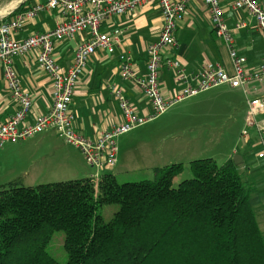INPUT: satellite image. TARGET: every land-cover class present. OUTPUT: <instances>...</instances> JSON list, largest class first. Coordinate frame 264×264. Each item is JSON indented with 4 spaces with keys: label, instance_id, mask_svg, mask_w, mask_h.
Instances as JSON below:
<instances>
[{
    "label": "trees",
    "instance_id": "obj_1",
    "mask_svg": "<svg viewBox=\"0 0 264 264\" xmlns=\"http://www.w3.org/2000/svg\"><path fill=\"white\" fill-rule=\"evenodd\" d=\"M189 165L192 178L176 188L182 164L155 169L154 181L119 184L106 173L96 187L88 178L2 185L0 264H62L45 249L54 230L64 232V264H264L255 189L233 159ZM113 203L119 209L104 222L97 208Z\"/></svg>",
    "mask_w": 264,
    "mask_h": 264
},
{
    "label": "built area",
    "instance_id": "obj_2",
    "mask_svg": "<svg viewBox=\"0 0 264 264\" xmlns=\"http://www.w3.org/2000/svg\"><path fill=\"white\" fill-rule=\"evenodd\" d=\"M28 0H22L24 3ZM193 0H43L33 3L13 17L7 18L15 7L0 17V71L6 81L7 93L16 103L15 112L0 122V146L6 142L23 143L29 138L47 131H54L64 144L73 146L83 156L87 165L94 169L87 178L96 187L104 174H113L118 167V145L120 136L140 127L162 115L173 104L195 96L214 87L229 85L241 88L246 94L245 85L264 77V59L254 67H248L246 58L237 52L234 38L225 24L223 9L219 0H201L208 10L214 35L222 41L232 71L228 72L217 63L205 62L199 68L187 70L177 59L164 57L162 50L176 46L177 24L187 14V5ZM156 4L161 15L160 31L154 40L146 45L145 72L137 74L132 57L127 53L117 56L119 77L132 82L141 92L147 109L140 113L123 95L116 85L107 88L120 110V121L102 130L97 138L91 139L75 128L74 114L70 103L79 76L85 70L90 58L97 52L106 55L115 53L119 38L101 32L102 23L113 15H123L148 5ZM232 8L245 10L254 18L264 40V8L256 0H235ZM59 9L61 18L51 28L36 32L18 40L14 33L21 31L25 23L46 10ZM245 27L238 22L235 29ZM80 37L72 64L66 72L61 69L54 57L58 41ZM36 51L38 67L46 74L51 85V104L43 113L27 120L32 107L29 93L22 87L21 79L14 68V59ZM26 71L29 67L22 62ZM173 73L179 90L165 98L161 88V72ZM252 130V131H251ZM243 146H260L257 158H264V98H246L244 128L241 131Z\"/></svg>",
    "mask_w": 264,
    "mask_h": 264
},
{
    "label": "rangeland",
    "instance_id": "obj_3",
    "mask_svg": "<svg viewBox=\"0 0 264 264\" xmlns=\"http://www.w3.org/2000/svg\"><path fill=\"white\" fill-rule=\"evenodd\" d=\"M10 2L0 0V12L3 9L5 13L9 12L12 9L8 6ZM74 41L75 38L65 40L62 45L71 47ZM172 49L166 47L162 53L168 55ZM245 89L246 94L241 88L229 85L211 88L173 104L156 119L120 136L117 140L119 162L113 173L117 182L154 181L159 176L155 169L182 164V171L172 180V187L176 188L181 181L192 178L190 161L210 158L222 164L237 151L244 155L245 161L239 169L241 178L255 189L249 202L264 239V158L256 157V152L261 149L259 145L241 148L246 98H264V77L247 83ZM43 137L46 139L40 140ZM33 152L37 165L28 169V175L19 177L20 169L28 168L29 164L27 161L22 167L15 157L19 154L28 157ZM93 171L76 148L64 144L51 130L24 143L8 142L0 147V187L17 181L18 177L20 185L36 186L82 179ZM118 209V204H106L99 206L97 213L104 222H109ZM63 239L64 232L54 230L45 246L46 251L62 264L67 261Z\"/></svg>",
    "mask_w": 264,
    "mask_h": 264
},
{
    "label": "crops",
    "instance_id": "obj_4",
    "mask_svg": "<svg viewBox=\"0 0 264 264\" xmlns=\"http://www.w3.org/2000/svg\"><path fill=\"white\" fill-rule=\"evenodd\" d=\"M40 1L43 0H28L24 3V8ZM219 1L223 9L225 24L232 32L237 52L246 58L248 67H254L264 59V40L254 18L248 15L245 10L233 9L232 5L235 0ZM256 2L264 8V0H256ZM13 15H9L7 18H11ZM60 18L59 9L43 11L33 19L28 20L23 29L14 33L13 37L21 40L33 33L51 29ZM238 22H244L245 27L236 30L235 25ZM160 27L161 15L156 4H148L123 15H113L102 23L101 32L115 35L120 41L115 53L106 55L104 52L99 51L92 56L82 73L83 75L81 74L78 78L70 103V110L74 114L77 131L91 139H95L108 125L120 121V110L107 88L108 85H116L121 89L123 95L136 107L138 112L142 113L147 109L146 100L137 87L132 82L120 79L117 56L120 53L129 54L132 57L134 70L139 75L144 74L146 45L149 41L155 39ZM175 38L176 46L173 47L170 54L163 55L165 58L177 59L187 70L199 68L205 62H212L220 64L228 72L232 71L227 51L222 41L214 35L208 10L201 0H193L188 3L185 18L177 24ZM64 41H58L54 49V57L63 73L73 62L76 47L80 43V37L75 38L74 45L71 47L62 45ZM36 55L37 52L32 51L23 57L15 58L13 61L14 68L21 79L22 87L31 97L32 107L27 120H31L33 116L45 112L51 104L50 81L38 67ZM23 61L27 63L29 71L24 69ZM173 76L171 71L163 69L161 72V88L166 99L179 90ZM16 108L15 101L7 93L6 81L0 71V122L9 118ZM44 139L46 138L43 137L40 140ZM247 147L249 145L246 147L242 145L241 148ZM234 154L239 153L233 151V154L228 158H232ZM239 155L242 156V165L238 166L240 169L245 161L244 155ZM15 158L17 162L19 161L22 164V167L27 161L29 164L28 168L20 169L19 177L28 175V169L37 165L35 152L28 157H25V154H19ZM87 175H85V178H87ZM19 177L17 181H19Z\"/></svg>",
    "mask_w": 264,
    "mask_h": 264
},
{
    "label": "water",
    "instance_id": "obj_5",
    "mask_svg": "<svg viewBox=\"0 0 264 264\" xmlns=\"http://www.w3.org/2000/svg\"><path fill=\"white\" fill-rule=\"evenodd\" d=\"M233 162L237 165V166H241L242 165V156L239 154H234L232 156Z\"/></svg>",
    "mask_w": 264,
    "mask_h": 264
},
{
    "label": "bare ground",
    "instance_id": "obj_6",
    "mask_svg": "<svg viewBox=\"0 0 264 264\" xmlns=\"http://www.w3.org/2000/svg\"><path fill=\"white\" fill-rule=\"evenodd\" d=\"M20 1L22 0H11V2L8 4V6L12 7V9L14 8L15 5H17ZM7 8V7H6ZM5 8V9H6ZM4 10V9H3ZM2 10V12H0V17L3 15V14H6L4 11Z\"/></svg>",
    "mask_w": 264,
    "mask_h": 264
}]
</instances>
